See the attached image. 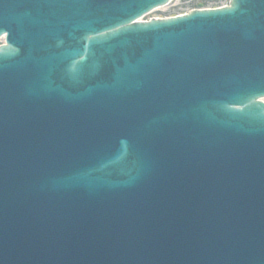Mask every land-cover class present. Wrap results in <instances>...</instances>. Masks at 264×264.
<instances>
[{
	"label": "water",
	"instance_id": "1",
	"mask_svg": "<svg viewBox=\"0 0 264 264\" xmlns=\"http://www.w3.org/2000/svg\"><path fill=\"white\" fill-rule=\"evenodd\" d=\"M0 0V264H264V0Z\"/></svg>",
	"mask_w": 264,
	"mask_h": 264
},
{
	"label": "rangeland",
	"instance_id": "2",
	"mask_svg": "<svg viewBox=\"0 0 264 264\" xmlns=\"http://www.w3.org/2000/svg\"><path fill=\"white\" fill-rule=\"evenodd\" d=\"M228 3L229 0H174L168 7L148 16L145 20L149 18L177 16L193 10L214 8Z\"/></svg>",
	"mask_w": 264,
	"mask_h": 264
},
{
	"label": "bare ground",
	"instance_id": "3",
	"mask_svg": "<svg viewBox=\"0 0 264 264\" xmlns=\"http://www.w3.org/2000/svg\"><path fill=\"white\" fill-rule=\"evenodd\" d=\"M259 100L263 101L264 102V97L260 98Z\"/></svg>",
	"mask_w": 264,
	"mask_h": 264
}]
</instances>
